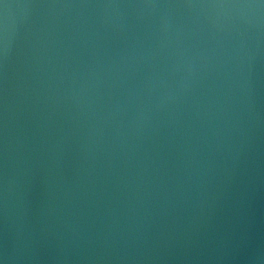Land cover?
I'll return each mask as SVG.
<instances>
[{"label":"water","instance_id":"95a60500","mask_svg":"<svg viewBox=\"0 0 264 264\" xmlns=\"http://www.w3.org/2000/svg\"><path fill=\"white\" fill-rule=\"evenodd\" d=\"M0 264H264V0H0Z\"/></svg>","mask_w":264,"mask_h":264}]
</instances>
